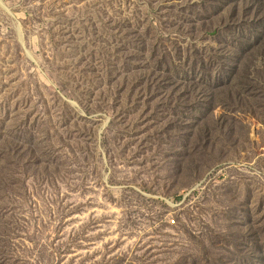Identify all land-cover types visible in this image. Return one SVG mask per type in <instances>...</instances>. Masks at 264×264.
<instances>
[{"label":"rangeland","instance_id":"1","mask_svg":"<svg viewBox=\"0 0 264 264\" xmlns=\"http://www.w3.org/2000/svg\"><path fill=\"white\" fill-rule=\"evenodd\" d=\"M0 264H264V0H0Z\"/></svg>","mask_w":264,"mask_h":264}]
</instances>
